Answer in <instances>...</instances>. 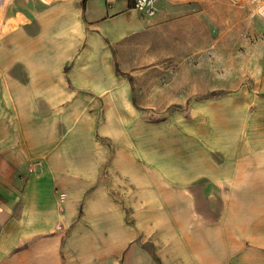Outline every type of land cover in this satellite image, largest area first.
Wrapping results in <instances>:
<instances>
[{"label": "crops", "instance_id": "obj_1", "mask_svg": "<svg viewBox=\"0 0 264 264\" xmlns=\"http://www.w3.org/2000/svg\"><path fill=\"white\" fill-rule=\"evenodd\" d=\"M134 4L0 0V264H264V22Z\"/></svg>", "mask_w": 264, "mask_h": 264}, {"label": "rangeland", "instance_id": "obj_2", "mask_svg": "<svg viewBox=\"0 0 264 264\" xmlns=\"http://www.w3.org/2000/svg\"><path fill=\"white\" fill-rule=\"evenodd\" d=\"M213 1H220V0H213ZM225 1V0H224ZM226 2L228 4H230L231 6H235L237 8H240V9H244L245 10V14H246V18H252V19H256L257 18L261 21L264 22V16L261 14V6H262V2H258V1H255V2H252V1H241L240 3H233L231 2L230 0H226ZM253 32H250L248 37H247V40L248 42H251L253 40ZM160 87V86H158ZM162 87H166V86H162ZM204 87V86H202ZM223 86H212V88H214L215 90H220V88H222ZM142 86H134V96L136 98H140L141 97V93H142ZM161 88V87H160ZM163 89V88H161ZM156 91V90H155ZM188 88H186V91H185V95H188ZM160 93H163V92H160ZM214 93H216V91H214ZM199 95V93H198ZM149 96L150 98L151 97V92H149ZM158 100H162L163 99L161 97H158ZM161 101V102H162ZM165 107L160 111L162 113H159V114H150L148 113L146 116L148 119H151V120H154V119H162V118H166L168 116L169 113H171L173 111V109H184L185 107H176V108H171V107H168V104L169 103H165ZM186 111H188V108L186 107L185 109Z\"/></svg>", "mask_w": 264, "mask_h": 264}, {"label": "built area", "instance_id": "obj_3", "mask_svg": "<svg viewBox=\"0 0 264 264\" xmlns=\"http://www.w3.org/2000/svg\"><path fill=\"white\" fill-rule=\"evenodd\" d=\"M112 2V0H108V2ZM161 0H135V4L134 7L137 10H140L144 13H146L149 17H153L156 15L157 12V6L158 3ZM233 3H240L241 1H258V2H262V6H261V14L264 16V0H230ZM2 34V25L0 22V36Z\"/></svg>", "mask_w": 264, "mask_h": 264}]
</instances>
